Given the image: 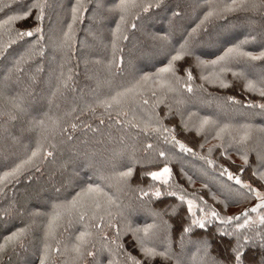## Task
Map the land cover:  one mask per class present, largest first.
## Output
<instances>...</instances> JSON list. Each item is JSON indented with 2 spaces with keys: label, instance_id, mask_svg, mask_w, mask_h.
Segmentation results:
<instances>
[{
  "label": "snow or ice",
  "instance_id": "6c2138e0",
  "mask_svg": "<svg viewBox=\"0 0 264 264\" xmlns=\"http://www.w3.org/2000/svg\"><path fill=\"white\" fill-rule=\"evenodd\" d=\"M50 7L48 0H0V67L4 70L2 83L6 85L15 75L17 80L24 77L27 86L31 87L44 71L40 63L33 62L38 58L42 59L46 54V45H50L63 54L64 60L58 66L59 74L53 72L57 90L69 87L72 75L71 69H66V64L74 51L75 26L84 19L85 12H90L89 19L93 26L90 31L93 35H99L105 21L118 16L115 26L109 29L113 59L106 67L110 70L111 67L118 66L116 53L122 51L118 42L129 39L126 35L129 28L142 31L155 42L156 54L163 57L157 63L162 66L151 72L133 68L130 79L115 87L110 80L105 81L109 87L107 93L93 91L90 101L72 108L65 115L79 119L74 116L77 111L81 115L86 111L95 115V110L99 107L104 109L101 115L107 114L110 120L113 119L111 114L116 113L114 124L128 126L131 121L119 117H127L125 109L129 105L140 104L145 115L132 125L140 129L136 135H154L158 143L162 142L170 147L160 148L156 144L147 143L143 149L150 153L149 157L138 158L133 150L128 154L127 161L120 165L123 170L116 167L106 170L103 166L88 164L92 174L86 172V178L77 182L71 191H65L63 185L53 186L48 203L42 206L47 211H40L39 207H25L16 201L15 196L8 198L6 205L0 207V229L7 232L0 242V260L35 239L39 242V264H49L53 253L71 254L70 259L62 264H88L89 258L91 264H264V149L256 151V162L250 163L249 153L254 149L249 146V142L252 140L254 126L250 123L233 126L221 123L211 116L199 119L197 134H202L206 127H212L215 131L212 138L219 142L209 145L207 155H199V159L232 182L227 185L228 195L224 201L210 193L214 203L223 204L218 209L209 205L203 196L189 198L183 184L172 181L174 171L171 165L178 155L177 150L179 153L198 155L193 147H189L176 135L178 127L183 131L187 130L184 111L180 107L185 101H176L180 125H164V117L156 111L160 104H164L165 91L178 95H182L185 90L187 93L194 92L193 70L201 69L199 79L209 82V76L204 75L203 70L211 66L214 71L210 75L215 76L220 88L231 87L227 79L228 73H231L234 78L244 80L243 92L254 93L259 97V100H240L232 95L226 97L227 102L252 110L253 115L264 116V67L255 81L234 70L241 63L264 61V23L259 25L260 31L257 32V22L251 15L243 18L229 16L230 13L237 12L259 13L264 20V0H197L195 4L177 3L174 8L170 6V0H75L67 9H63L61 5L65 20L57 22L60 27L49 29L46 40L44 20ZM152 9L171 12V16H166L167 29L151 32L147 30L146 24L131 22L150 19ZM189 9L195 13L194 16L189 15ZM141 13H147L148 16L144 17ZM185 19L188 23L177 35L176 22ZM233 19H242L248 29L244 39H227L234 27ZM215 21L221 23L215 32L209 31L207 25ZM249 44L257 45L260 50L246 51L245 46ZM202 48L215 49V52L200 51ZM204 56L214 58L204 59ZM119 63H123L122 56L119 57ZM180 73L184 75L181 76ZM97 87H100L99 81ZM156 89L162 91L158 93ZM146 92L151 93V98H146ZM14 106L21 109L20 103ZM165 108L169 115L172 114V105L165 104ZM46 119L51 120L53 127L58 126V121L50 117ZM30 123L42 132L46 127L44 119H34ZM68 123L73 129L77 127L76 123ZM84 127L95 131L89 124L85 123ZM205 143H208L207 136L204 143L199 144L200 149L204 148ZM48 148L54 149L55 145L49 142L46 148L38 140L35 147L28 146L19 154L0 151V199L8 197V192L22 180L31 181L33 170L39 171L44 160L53 156ZM217 150L220 158L235 165V171L225 163H219L218 159L211 158L212 153ZM230 150L239 154L240 164H235L232 160ZM137 165L142 169L149 165L155 168L142 173L151 178L147 185L137 183L135 187L132 186L131 180ZM181 172L183 173V169ZM246 172L249 173L247 179L244 178ZM187 180L194 183L191 176H187ZM203 187L207 188L208 185L204 184ZM124 189L135 194V199L145 214V222L134 221L131 218L132 206L120 202L117 193ZM161 197L175 198L177 203H167L164 208L152 207ZM153 198H157L156 201ZM253 198L255 203L250 208H245L238 214H226L229 199L242 203ZM184 205L188 218L182 220L179 228H174L165 216L171 219L178 215ZM250 213H255V217ZM149 219L151 222H147ZM16 220L22 226L8 229V225ZM76 225H80V228L74 231L72 242L65 243L62 247V240L58 238L62 236L60 230L74 228ZM209 225H215L211 237L207 231H203ZM194 228L203 231L195 240L191 239ZM174 235L179 238L174 239ZM126 237L129 238L127 241ZM225 238L228 239L224 244V251H216L212 241H225ZM252 249H258V255H250Z\"/></svg>",
  "mask_w": 264,
  "mask_h": 264
},
{
  "label": "trees",
  "instance_id": "16d2710c",
  "mask_svg": "<svg viewBox=\"0 0 264 264\" xmlns=\"http://www.w3.org/2000/svg\"><path fill=\"white\" fill-rule=\"evenodd\" d=\"M75 0H48L51 5L46 11V17L44 20L45 27V39L47 40L48 32L50 28H58L61 25L58 21L63 22L65 20L63 9L70 7V3ZM110 2H118V0H110ZM177 3L187 4L185 0H170V6L175 7ZM197 3V0L193 1V4ZM178 11V9H176ZM192 14L191 9L188 10ZM151 18L142 21L132 20L131 22L144 23L147 25V30L151 32H159L161 29L168 28V20L166 16H171V12L164 13L156 9L151 10ZM140 15L147 17V13H141ZM195 13L192 15L194 16ZM245 15H251L257 22V32L260 31L259 25L264 23L261 19L262 14L259 13H230V17L239 16L243 18ZM90 12H85L84 19L75 26V32L73 36V48L74 51L71 54L70 60L66 64V69H71L72 80L69 87H62L57 90L56 78L53 76L55 71L56 75L59 74L58 66L64 63L63 54L52 48L50 45H46L45 56L33 63H40L44 71L40 74L36 81H34L31 87L27 86L24 77L17 80L15 75L7 82L6 85L2 83L4 80V70L0 67V151L7 150L9 154H19L24 151L28 146L35 147L36 142L39 140L46 148L48 143L55 145V148H48L53 152L52 157H47L40 165V170H33L31 181L22 180V182L15 186L12 191L8 192V197L0 199V207H3L7 203V199L15 196L17 202L23 204L25 207H39L40 211H47L48 209L42 207L49 201V196L52 194L53 186L60 187L63 185L65 191H71L72 187L82 179H85V173L81 172V167H86L84 164V158L91 161L93 166H103L106 170H111L113 167L120 168V165L127 161V156L130 152L135 150V154L138 158L144 159L149 157L150 153H146L143 146L147 143L156 144L160 148H169L170 145H166L162 142L158 143L157 138L154 135L141 134L136 135L140 129L133 127L132 125L138 122L145 115L144 108L140 104H131L125 111L127 117L121 116L119 119H127L131 121L128 126L114 124L113 120L116 119V113L111 115L112 120L109 119L107 114L101 115L104 112L103 108L97 107L95 115L92 112H84L83 115L77 111L74 116H78L79 119H73L68 117L65 113L71 111L72 108L83 105L86 101H90L93 96V91L98 93H107L109 87L104 83L105 81H111L113 87L123 83L130 79L133 68H143L146 71H154L156 67L162 65L157 63L163 59L161 55L156 54L155 42L151 41L142 31L129 28L126 35L129 36L128 40L118 42V46L122 51L116 53L118 66H113L110 70L106 67L109 61L113 59L112 48L110 44V32L109 29L115 26L117 17H111L108 21H105L103 28L100 30L99 35H93L90 31L93 26L90 22ZM163 18V26H158L149 29L150 21L156 20V18ZM180 21L176 22L177 35L183 28L179 29ZM188 23L184 24V26ZM220 21H215L207 25L209 31L215 32L216 28L220 24ZM234 25L233 30L228 34L227 39L232 41H239L247 36L248 29L244 26L243 20H232ZM183 26V27H184ZM256 33H253L255 35ZM30 39V38H29ZM246 51L258 52L260 49L255 44H249L245 46ZM215 52V49H204L203 52ZM219 54L218 52L216 53ZM123 57V63H119V57ZM149 59L152 62L142 67H137L139 62L144 59ZM204 59H213L214 56H204ZM87 61V62H86ZM264 67V61H255L249 63H241L234 67V70L247 76L248 79L255 81L257 76ZM27 70V69H26ZM214 69L209 66L203 70L204 75L209 76V82H204L199 79L202 70H193V93H187L183 91L182 95L172 92H164L165 101L164 104H160L156 108V111L160 113L161 117H164L162 123L166 126L172 127L173 125H180V116L176 114L178 99H182L185 102L180 106L184 111L185 122L187 123V130L183 131L181 128H177V138L187 144L189 147H193L194 152L198 155L190 153H179L172 163L174 175L173 182L183 184L187 189L189 198L203 196L209 203V205L215 206L218 209L223 207L222 203H214L210 193L216 194L220 201H224L228 195L227 185L232 182L227 181L226 176H220L218 171L214 168H209L204 164V161L199 159V155H207V149L209 145H215L219 143L212 137L215 135V131L212 127H206L202 134H197L196 126L204 116H211L213 119L220 121L221 123H228L233 126L239 124L250 123L253 127L252 140L249 142V146L254 149L249 153L250 163L256 162V151L264 149V116L252 114V110H246L239 105H232L226 101L227 96L234 95L240 100L256 99L259 100L258 95L254 93H246L242 91L244 80L240 78H234L231 73H228L227 79L231 83V87L228 89H222L219 87V82L215 76L210 75ZM218 71V69H215ZM183 76V73H180ZM100 82V87H97V82ZM203 85L201 88L200 86ZM151 85H149L150 87ZM160 93L161 89H156ZM146 98H151V93H145ZM45 98L46 108L39 112L30 110L28 107L35 101L39 102ZM154 99V98H152ZM20 103L21 109H17L14 105ZM165 104L172 105V114H168ZM149 105V109H150ZM54 109L50 111V109ZM14 117V118H10ZM46 117L52 118V120L58 121V126L53 127L51 120ZM135 117L136 119H133ZM45 120V129L43 132L41 129L31 126L33 120ZM103 120V123H100ZM76 123L75 129L69 126V123ZM89 124L92 129L85 128L84 124ZM65 129L61 131L60 129ZM205 136H207L208 143L204 144V148L200 149L199 144L204 143ZM71 137V139H69ZM15 138V139H13ZM162 140V137H161ZM235 164H240L241 159L239 154L230 150L229 152ZM211 158L218 159L219 163H225L231 170L235 171V165H230L227 161L219 157L218 150L212 153ZM183 169V173L181 172ZM146 170H155V168L149 165L147 168H141L136 166L134 174L131 180L133 187L137 183L147 185L151 182L150 177L143 176V172ZM91 175V171H86ZM249 173H245L244 178L247 179ZM187 176L192 177L194 183H190L187 180ZM207 184L208 187H203ZM235 187V185H233ZM107 190V189H106ZM120 202L124 205H131L133 212L131 218L137 223L145 222L144 212L139 207V202L135 199V194L124 189L122 192L117 193ZM157 198H153L156 201ZM199 202V201H198ZM167 203H177L175 198L161 197L159 202H154L152 207L164 208ZM255 203L254 198L242 203L233 202L231 199L227 201L226 214H238L245 208H250ZM186 205L182 206L178 215L169 219V216H165V219L169 221V224L174 228H179L182 220H187ZM255 217V213H250ZM147 222H151L149 219ZM13 226H22L18 220L12 221L8 225V229ZM80 228V225H76L74 228H67V230H60L62 236H58L62 240L63 244H70L73 239L74 231ZM215 225H209L206 230L209 237L212 236ZM202 230L197 228L193 229L194 235L191 239L195 240L198 236L203 234ZM7 234L4 229H0V242H2V236ZM174 239H178V235H174ZM129 238H125L127 241ZM220 241L218 239L213 240V247L216 251L223 252L224 244L227 242ZM126 246H129L126 243ZM39 242L38 240H32L28 245L22 248H17L10 256L0 260V264H39ZM194 250V249H193ZM70 255H61L60 253H53L50 257L49 264H62L63 261L70 259ZM250 255H258V249H252ZM88 264H91V258L88 260Z\"/></svg>",
  "mask_w": 264,
  "mask_h": 264
},
{
  "label": "rangeland",
  "instance_id": "374dc122",
  "mask_svg": "<svg viewBox=\"0 0 264 264\" xmlns=\"http://www.w3.org/2000/svg\"><path fill=\"white\" fill-rule=\"evenodd\" d=\"M181 1V0H179ZM187 2V4H193V1L194 0H185ZM192 14L189 13L190 16H192L194 14V12H191ZM164 18V17H163ZM163 18L162 17H159V18H156V20H152L150 21V26H149V29L151 30L152 28H155V27H158V26H163ZM181 23H179V29L183 28L184 24L187 22V19L185 20H180ZM155 47V46H153ZM204 49H207V48H202L200 49V51H203ZM152 61L149 60V59H144L143 61L139 62V64L137 65V67H142L148 63H151ZM46 105V101H45V98H42V100L39 99V102L35 101V103L33 102L32 105H29V109L30 110H34V111H37L39 112L40 110H43V108H46L45 107ZM54 109H50V111H53ZM84 164L86 165V167H81L80 171L83 172V173H86V171L89 170V168L87 167L88 164H91V161L87 160L86 158H84ZM145 216V215H143ZM191 247V246H189Z\"/></svg>",
  "mask_w": 264,
  "mask_h": 264
}]
</instances>
